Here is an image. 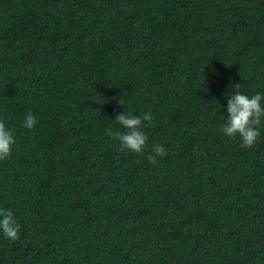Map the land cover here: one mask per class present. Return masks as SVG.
Masks as SVG:
<instances>
[{"label":"trees","instance_id":"16d2710c","mask_svg":"<svg viewBox=\"0 0 264 264\" xmlns=\"http://www.w3.org/2000/svg\"><path fill=\"white\" fill-rule=\"evenodd\" d=\"M235 84L264 93V0H0V264H264V128L220 132ZM128 108L141 153L106 134Z\"/></svg>","mask_w":264,"mask_h":264},{"label":"clouds","instance_id":"9594fccd","mask_svg":"<svg viewBox=\"0 0 264 264\" xmlns=\"http://www.w3.org/2000/svg\"><path fill=\"white\" fill-rule=\"evenodd\" d=\"M234 91L228 93L226 106V120L220 127V132L227 137L239 136L242 148L253 146L261 136L264 128V93L256 92L248 95L240 90V84H235ZM121 105H127L124 100H119ZM223 106V105H222ZM224 107V106H223ZM129 109V108H128ZM151 112L134 115L129 109L121 112L116 117V122L124 131H113L106 129V134L113 136L118 142L119 150H129L141 153L147 141V134L143 131L144 122H152ZM23 127L33 129L38 121L34 113L28 112L23 118ZM15 144L13 129L8 127L5 120L0 119V160L8 158ZM152 153L147 158L155 164L157 156L166 154L162 144L152 146ZM20 224L11 208L0 207V234L6 239L14 241L18 238Z\"/></svg>","mask_w":264,"mask_h":264}]
</instances>
